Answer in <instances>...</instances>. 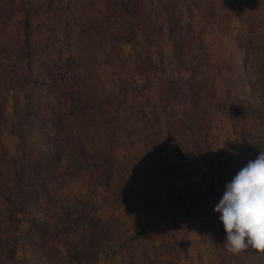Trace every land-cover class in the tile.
I'll return each instance as SVG.
<instances>
[{"label":"rangeland","instance_id":"1","mask_svg":"<svg viewBox=\"0 0 264 264\" xmlns=\"http://www.w3.org/2000/svg\"><path fill=\"white\" fill-rule=\"evenodd\" d=\"M32 1L41 123L19 16L0 32V264H264L215 211L264 151V0H130L153 39L116 50L91 26L108 0Z\"/></svg>","mask_w":264,"mask_h":264},{"label":"trees","instance_id":"2","mask_svg":"<svg viewBox=\"0 0 264 264\" xmlns=\"http://www.w3.org/2000/svg\"><path fill=\"white\" fill-rule=\"evenodd\" d=\"M2 0H0L1 2ZM8 1V0H7ZM109 11L98 10L91 21L93 30L99 34L98 41H105L112 50L122 45H137L141 40L152 42L151 19L148 15H141L133 10L130 0H108ZM37 9L32 0H17L15 10L5 18H0V32L11 23V17L19 16L20 25V60L22 61V74L20 79L23 100V115L28 121L41 123V116L35 110V99L39 87L45 84V80L30 74L33 67V56L31 51V19ZM30 47V48H29ZM160 53H162L160 51ZM160 55V63L165 60ZM18 83V82H17ZM75 110L84 104L80 93L75 95Z\"/></svg>","mask_w":264,"mask_h":264},{"label":"clouds","instance_id":"3","mask_svg":"<svg viewBox=\"0 0 264 264\" xmlns=\"http://www.w3.org/2000/svg\"><path fill=\"white\" fill-rule=\"evenodd\" d=\"M215 211L221 214L228 253L240 255L249 248L264 253V151L226 185Z\"/></svg>","mask_w":264,"mask_h":264}]
</instances>
